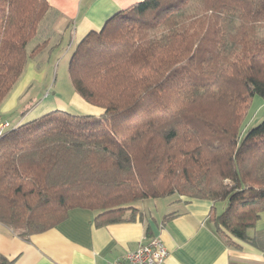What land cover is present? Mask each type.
I'll return each mask as SVG.
<instances>
[{
  "label": "trees",
  "instance_id": "obj_1",
  "mask_svg": "<svg viewBox=\"0 0 264 264\" xmlns=\"http://www.w3.org/2000/svg\"><path fill=\"white\" fill-rule=\"evenodd\" d=\"M49 11L47 0H0V107L47 48L28 51ZM263 25L264 0H144L90 32L68 69L103 113L55 110L2 133L0 223L29 240L75 209L98 212L100 228L135 220L136 202L180 195L213 203L209 220L228 245L252 242L264 122L245 135L242 125L264 98ZM0 264L14 261L0 254Z\"/></svg>",
  "mask_w": 264,
  "mask_h": 264
},
{
  "label": "crops",
  "instance_id": "obj_2",
  "mask_svg": "<svg viewBox=\"0 0 264 264\" xmlns=\"http://www.w3.org/2000/svg\"><path fill=\"white\" fill-rule=\"evenodd\" d=\"M142 1L47 0L50 11L35 38L36 45L48 41L47 48L28 62L23 76L1 105V123L9 116L12 122H5L19 126L55 110L100 116L103 110L88 104L77 93L69 101L44 96L29 106L24 117L19 114L27 107L21 108L29 85L48 75L42 64L51 59L54 49L66 44L73 54L90 32L100 31L111 17ZM149 200L133 205L138 210L135 220L100 228L94 224L98 212L75 209L59 226L29 240L21 239L0 223V254L14 264H114L149 239L159 238L168 251L165 264H264V212L249 231L252 242L235 239L236 246H230L217 235L209 220L211 201L180 195L154 199V203Z\"/></svg>",
  "mask_w": 264,
  "mask_h": 264
},
{
  "label": "rangeland",
  "instance_id": "obj_3",
  "mask_svg": "<svg viewBox=\"0 0 264 264\" xmlns=\"http://www.w3.org/2000/svg\"><path fill=\"white\" fill-rule=\"evenodd\" d=\"M261 29V35L264 36V25ZM37 42L38 40L33 39L28 45V51H31ZM53 53L54 55L51 59L42 64L48 75L43 81L35 80L33 83L31 82L32 85H29L31 88L27 96H25L26 100H24L25 104L21 106L22 109L25 106H34L37 102H40L44 96L47 97L49 95L51 98L59 96L60 98L69 101L73 93H75L68 69L72 49L68 48L67 45L64 44L61 47L58 46L54 49ZM5 117L4 122H12V117ZM262 122H264V98L255 96L252 99L249 110L245 114V119L242 125V135H245L248 130L258 126ZM11 128L12 125L9 128L3 129L1 132L6 134L11 130ZM148 202L154 203L155 200L150 199ZM216 208L217 214H222L225 210V204L218 203Z\"/></svg>",
  "mask_w": 264,
  "mask_h": 264
},
{
  "label": "built area",
  "instance_id": "obj_4",
  "mask_svg": "<svg viewBox=\"0 0 264 264\" xmlns=\"http://www.w3.org/2000/svg\"><path fill=\"white\" fill-rule=\"evenodd\" d=\"M9 127V123L0 125V136L2 130ZM168 251L159 238L149 240L140 245L134 251L129 252L124 258L117 260L114 264H165Z\"/></svg>",
  "mask_w": 264,
  "mask_h": 264
}]
</instances>
